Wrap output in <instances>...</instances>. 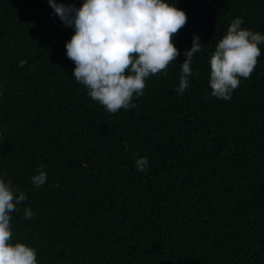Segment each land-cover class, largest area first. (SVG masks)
<instances>
[{"label": "trees", "instance_id": "16d2710c", "mask_svg": "<svg viewBox=\"0 0 264 264\" xmlns=\"http://www.w3.org/2000/svg\"><path fill=\"white\" fill-rule=\"evenodd\" d=\"M176 3L188 16L176 61L146 78L135 107L111 113L72 76L74 29L49 0H0V173L27 196L13 242L35 247L39 264H264V44L230 99L208 83L233 18L264 33V0ZM193 33L203 48L180 94Z\"/></svg>", "mask_w": 264, "mask_h": 264}, {"label": "clouds", "instance_id": "9594fccd", "mask_svg": "<svg viewBox=\"0 0 264 264\" xmlns=\"http://www.w3.org/2000/svg\"><path fill=\"white\" fill-rule=\"evenodd\" d=\"M49 4L64 25L74 29L65 44L66 55L75 63L72 76L111 113L135 107L134 96L143 94L146 78L167 70L180 54L173 36L188 16L176 0H82L79 6L49 0ZM242 23V17L233 18L209 56L212 96L230 99L241 78L248 77L257 64L264 33ZM203 43L193 33L192 46L184 50L177 86L180 94L189 86L193 58ZM149 163L146 156L134 160L137 171H147ZM46 180L43 170L31 176L37 187ZM25 199L26 194L0 173V264H39L35 247L13 242L11 214ZM23 215L31 218L34 212L26 207Z\"/></svg>", "mask_w": 264, "mask_h": 264}]
</instances>
